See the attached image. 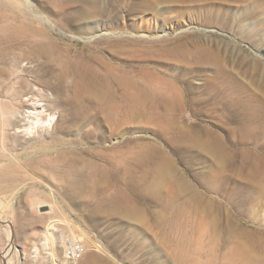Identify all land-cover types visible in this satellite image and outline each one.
Listing matches in <instances>:
<instances>
[{"label":"rangeland","instance_id":"rangeland-1","mask_svg":"<svg viewBox=\"0 0 264 264\" xmlns=\"http://www.w3.org/2000/svg\"><path fill=\"white\" fill-rule=\"evenodd\" d=\"M44 1L27 3L37 9ZM227 4L241 11L238 4ZM178 6L182 15L167 12L158 19L153 14L120 12L116 22L101 19L98 31L88 35L58 24L52 27L72 48L98 39L120 41V51L100 46L101 56L135 75L145 72L176 89L188 87L192 101L201 82L195 75L198 63L192 47L198 37L230 42L264 61V42L255 48L241 42L233 30L194 21L192 5ZM40 10V21L50 25ZM240 25L247 26L249 21ZM23 53L0 44V264H69L62 247L67 235L80 239L86 250L75 264H241L245 258L264 264V150L260 149L264 142H224L232 157L226 158L222 168L197 143L188 141L191 148H183L180 142L167 141L171 135L166 134L167 139L157 135L165 129L156 123L135 121L122 128L107 122L71 126L65 106L58 101L70 97L74 78L48 83V78L37 74L40 60ZM45 98L54 103L35 126L26 116L35 105L45 104L41 101ZM185 109L180 120L184 123L179 124L189 134L195 131L197 118L193 105ZM128 142L136 151L147 145L168 157L171 166L163 168L162 183L157 184L154 168L147 178L135 169L134 184H126L125 170L110 171L128 150ZM69 163L77 169L71 175L63 169ZM119 167L125 168L123 163ZM85 176L100 182L99 187L113 184L94 197L92 183L78 188L64 181ZM116 189L130 195L129 202L142 218L105 212L92 215L96 207L108 209L100 200ZM167 202H175L176 207L166 208Z\"/></svg>","mask_w":264,"mask_h":264},{"label":"bare ground","instance_id":"bare-ground-1","mask_svg":"<svg viewBox=\"0 0 264 264\" xmlns=\"http://www.w3.org/2000/svg\"><path fill=\"white\" fill-rule=\"evenodd\" d=\"M45 1L40 6L36 5V9L27 3L28 0H0V19L5 22V25L0 27V44H5L8 48H18L23 50V56L40 60L37 74L43 76L42 78H48V83L52 79H57L61 84L65 77L74 78L70 97L64 100L59 98L58 101L65 106L69 121L72 122L71 126L79 124L86 126L89 123L98 125L107 122L122 128L135 121L156 123L161 129H165V132L169 130V133L163 131L157 135L161 137L166 134L171 135L169 139L164 138L168 142H180L183 148H191L188 146V141H193L200 146V149L218 159L217 162L221 167L225 164L226 158L232 157L231 151L227 150L224 142L257 144L264 142V61L249 56L243 48H237L236 45L235 47L231 45L232 43L220 39L215 42L209 38L198 37L192 47L198 63L194 70L195 75L201 82L196 88L194 87L195 99L192 101L187 91L188 87L183 90L176 89L172 85L169 86L170 82L167 80L166 84L165 79L162 78L164 81L159 79L160 76L152 78L153 74L151 77L145 72L135 75L131 73L132 71H124L121 66H115L111 61L103 58L101 56L103 48L101 47L100 51L98 48L105 45L120 51L119 40L117 43L109 39L97 38L98 40L93 44L86 43L81 48H72L62 35L54 33L53 30L58 24L82 35H88L98 31V21L101 19L116 22L120 19V12H124L125 16L153 14L158 16L155 17L158 19L167 12H178L182 15L178 4H183L194 7V21L205 26L233 30V34L242 39L241 42H249V45L251 43L257 48L264 42V0ZM229 2L238 4L241 11H235V6L228 5ZM227 6L229 8H226ZM38 8L47 15L45 21H49L47 23L50 25L40 21ZM50 18H54L55 23ZM244 21H249V25L243 26L244 23L240 25ZM128 25L130 28L134 26ZM185 51L190 53L188 50ZM114 52L118 55V52ZM132 67L134 68L131 65L130 68ZM41 101L45 104L35 105L34 110L29 111L26 116L29 120L32 119V124L35 126H39L42 112L47 108L51 109L54 103L50 98ZM190 105L195 107L197 123L195 131L193 130V133L189 131L187 134L180 129L179 122L183 119L181 116L183 110ZM182 121L180 123H184ZM170 126L172 127L169 128ZM174 127L175 129H172ZM257 144L254 149L256 152L259 151ZM126 146L128 150L126 153L123 152L125 156L120 155L119 161L111 164L110 171L116 173L120 169L125 170L126 184H134L135 169L141 170L142 177L147 178L149 169L154 168L157 172V184L162 183L163 168L171 166L168 157L149 145L150 148L145 145L139 151L133 149L129 142ZM260 149L263 152V145ZM122 163L125 168L119 167ZM63 169L65 174L70 175L77 170L73 163H69ZM114 180L117 181V177ZM64 181L78 188L92 183V188L95 190L92 192L94 197L102 194L105 187L113 184L105 182V187L101 184V188L100 182L87 176L75 180L65 177ZM129 199L130 195L125 190L116 189L113 194L100 200L108 209L101 211L96 207L92 215L105 212L109 215L142 218L141 211L139 212ZM174 203L167 202L165 207L175 208ZM8 254L9 252H6L4 257ZM241 264H259V262L245 258Z\"/></svg>","mask_w":264,"mask_h":264},{"label":"built area","instance_id":"built-area-1","mask_svg":"<svg viewBox=\"0 0 264 264\" xmlns=\"http://www.w3.org/2000/svg\"><path fill=\"white\" fill-rule=\"evenodd\" d=\"M63 259L66 263L75 264L84 258L86 253L83 242L72 236H65L62 240Z\"/></svg>","mask_w":264,"mask_h":264}]
</instances>
